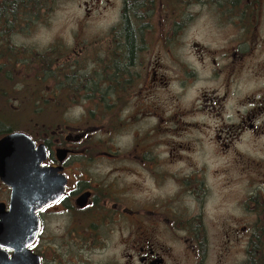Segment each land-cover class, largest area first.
I'll return each mask as SVG.
<instances>
[{"label":"flooded vegetation","instance_id":"flooded-vegetation-1","mask_svg":"<svg viewBox=\"0 0 264 264\" xmlns=\"http://www.w3.org/2000/svg\"><path fill=\"white\" fill-rule=\"evenodd\" d=\"M152 6L143 4L141 17L121 14L104 51L92 52L104 54L90 70L75 50L68 64L58 60L50 91L51 105H87L85 122L95 116L111 125L119 120L120 132L130 122L148 129L131 137L132 151L113 155L103 152L100 139L91 141L102 123L81 130L65 118L50 135L30 136L47 147L44 165L62 168L66 193L36 218H15L12 190L0 179V264H264V0H180L179 11L161 20L158 40L167 44L177 31L188 36L191 6L205 17V38L163 58L145 51L154 35ZM127 21L136 40L132 57ZM166 59H175L178 73ZM172 84L187 105L179 104ZM60 149L68 151L63 163ZM119 153L118 161L135 160L151 171L153 186L169 183L168 194L149 206L135 204L124 199L120 179L106 184L114 171L82 179L68 168L71 161L88 168ZM237 191L243 215L207 221V203L218 197L234 203ZM217 237L220 254L211 247Z\"/></svg>","mask_w":264,"mask_h":264},{"label":"rangeland","instance_id":"rangeland-1","mask_svg":"<svg viewBox=\"0 0 264 264\" xmlns=\"http://www.w3.org/2000/svg\"><path fill=\"white\" fill-rule=\"evenodd\" d=\"M124 3L125 0H56L55 7L49 13H41L39 19L32 23L30 22L21 33H15L16 35L12 34L13 36L8 43V46H10V48L12 47V50L8 49L7 53L4 51L0 52V75L9 73L10 76L9 80L0 79V112L10 110L11 108L14 111L11 113L15 115L12 116V114H7L5 115L6 119L2 118L3 115H0V118L9 121L16 120L17 123L15 125H20L18 132H24L33 139H35L33 136L34 134L38 136L39 133V136H41L42 132L45 131H48L46 133L50 135L57 126H63L65 118L68 125H73L77 128L80 126L79 129L81 130L92 128L95 125L99 126L98 124L102 123L106 125V127L102 129V132L100 130L101 128H97V133H95L91 141L95 142V140L98 141L100 139L103 152L109 155H113L114 152L117 153L120 150L123 154L126 151H132L131 137L137 135L140 130H147L149 127L148 123L130 122L127 123L120 132L118 131L120 126L119 120L114 125L109 124V118L99 121L95 116H92L91 121L88 119L86 122L82 120L84 118L83 110L87 105L72 107L65 105L54 106L50 103L52 98L50 91L54 83L53 76L57 73V71H54V68L57 66L58 60L68 64L67 58L73 54L71 53L72 50H75V54L81 53L85 62L88 61L86 68L90 70V63L93 65L94 62L99 61L97 57H103L104 53H99V51H104L109 37L114 34L111 33V30L113 28L119 29L121 14L124 13ZM179 3L180 0H154L152 3L153 6L150 8L154 13V18L152 20L153 28H151L150 31L155 36L150 35V37L146 39V44L149 49H145V51H151L163 58L164 54L168 51L178 53L185 50L187 44L193 41L201 42L204 40V29L202 31L200 30L203 28L201 25L205 23V17L196 14L198 9L195 6L189 7V12H193L192 14H194V16L191 17L192 21L187 26L188 36L186 38L180 35V31H177V33H175V38L171 41H167V44L158 40L157 35L164 31L161 20L165 19L167 13L173 15L174 12H178ZM130 14L131 16L133 15L132 12ZM207 18L208 16H206V19ZM96 49L99 50L98 53L92 54ZM190 49L193 50L192 46ZM68 52L69 55L66 57ZM32 54L34 58L31 56ZM46 55L54 58L53 67L51 71H48L50 73V80H43L44 75L41 74L39 78L41 85L43 84L46 86L40 91V87L33 84L34 80L38 79V75L33 71H26L24 74L20 68L22 64L28 67L36 61L37 58ZM5 60H12V69H6L7 66H3ZM171 61L170 63V61L168 62L166 59V63L171 64V68L174 72L178 73V64L175 62V59H171ZM159 62L161 63L160 60ZM170 75L172 76V74L169 73V76ZM46 78L48 79V75ZM28 90L33 93L34 97L37 96V93L39 94L40 98L38 100L40 105H45L41 106L42 110L46 109L44 113L40 114L41 111L38 115L32 114V110L36 107L30 103L31 99L26 98L28 96L26 93ZM171 90L178 98L179 104L182 107L187 105L184 96L181 97V91L174 84H172ZM1 92L7 94L6 99L9 102L5 103L6 100L1 96ZM43 93L46 96H44ZM18 112H21V114ZM40 115L41 118L39 117ZM56 115H58V117H56ZM39 120H45L53 127H48L46 125L36 126L35 122ZM2 130L3 129L0 127V132ZM3 135L5 134H1L0 136ZM155 141L161 145L165 142V139L160 135ZM118 156L120 157L116 155L114 157H103L98 161L90 163L88 168L82 165L85 161L79 160V162H75L74 164H72L71 161L68 168L75 174L82 176V179H88L91 175H100L102 177L104 172L107 176L108 172L114 171L113 175L105 177L107 180L106 184L110 186L111 183L116 182V179H120L119 190H123L124 199L135 202V204L140 203L149 206L156 198L161 196L164 197L168 194L171 187L169 183H167L165 188L161 189L153 186V183H151V171L131 164L137 163L142 166V164L135 160L121 159V161H118L122 156L121 153H119ZM122 163L124 164L122 165ZM118 169L123 170L118 172ZM159 170L164 171V167H160ZM242 188L245 189L246 186L243 185ZM221 189L222 187L220 186L219 190ZM241 195L242 191H237V193H235L233 197L235 198L234 203H231L232 201H222L219 197L214 201L208 202L207 221L210 222L209 217L212 218V224L214 221L216 224L221 220L225 222V219L229 217H235L238 220L239 217L243 215L238 201ZM221 197L225 198L224 194H222ZM244 224V222H240V225ZM211 247L212 249L217 248L219 254L224 248L218 237L213 240ZM213 260H215V256ZM234 262L235 259L227 260L224 264H233Z\"/></svg>","mask_w":264,"mask_h":264},{"label":"water","instance_id":"water-1","mask_svg":"<svg viewBox=\"0 0 264 264\" xmlns=\"http://www.w3.org/2000/svg\"><path fill=\"white\" fill-rule=\"evenodd\" d=\"M68 151L58 150L63 163ZM48 159L45 144H36L24 132H13L0 140V179L12 190L11 211L15 218H36V213L56 203L66 193V177L58 175L62 168L44 165ZM86 203L82 198L78 201ZM3 221L7 217L2 218Z\"/></svg>","mask_w":264,"mask_h":264},{"label":"trees","instance_id":"trees-1","mask_svg":"<svg viewBox=\"0 0 264 264\" xmlns=\"http://www.w3.org/2000/svg\"><path fill=\"white\" fill-rule=\"evenodd\" d=\"M154 0H125L124 3V13H123V19L129 20V17L131 16V12L133 13L132 16L141 17L142 10H143V4L147 6V4H152ZM56 0H0V52H8L9 50H12V47L8 46L9 41L12 38V34L16 35L15 33H21L23 29L27 27V25L33 21H36L39 19L41 13L47 14L49 13L54 7H55ZM142 29V28H141ZM124 33L127 35V45H128V51L130 53V56H133V52L135 50V33L133 30V25L130 24V21H127L124 26ZM10 54V53H9ZM34 58V55H31ZM9 58V55H8ZM53 57L52 56H42L36 59L32 64H30L28 67L23 65L20 69L25 72L26 71H33L38 75V79L34 80L33 84H36L38 87H40V91H42L43 87L46 85H41L40 77L41 74L44 75L43 80H50L49 72L51 71V68L53 67ZM6 62V63H5ZM3 66H7L6 69H12V60H5ZM20 65V64H19ZM58 73H61L62 75L65 73L64 70L60 69L58 70ZM48 75V79L46 78ZM0 79H10L9 73H5L3 75H0ZM48 89V88H47ZM28 96L26 98L31 99V104L35 106L36 108L32 110V114L38 115L44 113L45 110H42L39 102V94L37 93V96L34 97L33 93L29 90L26 92ZM44 96H46L43 93ZM1 96L4 97L6 100L5 103L9 102L7 98V94L4 92H1ZM30 108V107H28ZM32 108V106H31ZM16 110V109H15ZM14 112L11 108L10 110H5L3 112H0V115H3L2 118H5V115L9 114L14 116ZM21 114V112H18ZM41 118V115L39 116ZM32 118V117H31ZM6 119V118H5ZM103 121V120H102ZM17 123L16 120L9 121L4 120L0 118V127L3 129L0 132L1 134H8L12 132H18V128L20 125H15ZM14 124V125H13ZM36 126H48L53 127L52 125H49L45 120L38 122H35ZM42 131V128H41Z\"/></svg>","mask_w":264,"mask_h":264}]
</instances>
